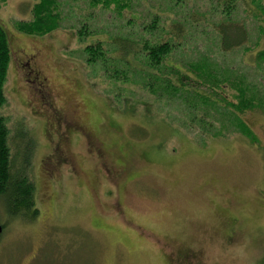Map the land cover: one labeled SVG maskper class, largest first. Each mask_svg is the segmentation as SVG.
I'll use <instances>...</instances> for the list:
<instances>
[{
  "label": "rangeland",
  "instance_id": "rangeland-1",
  "mask_svg": "<svg viewBox=\"0 0 264 264\" xmlns=\"http://www.w3.org/2000/svg\"><path fill=\"white\" fill-rule=\"evenodd\" d=\"M38 1L0 0L12 48L0 118L11 174L34 184L38 209L33 219L13 218L0 199V264H264L262 13L244 11L245 0L229 3L231 16L230 0H187L172 14L191 25L172 65L208 58L220 80L229 77L221 97L236 103L235 80L257 96L258 107L241 115L252 142L233 128L218 139L188 132L150 93L87 63L84 48L98 39L116 57L117 47L143 42L149 14L166 9L159 0L124 17L62 0L60 27L28 36L15 24L30 21ZM231 23L245 25L248 39L224 52L217 26L229 39ZM84 26L91 34L80 39ZM231 35L238 39V30Z\"/></svg>",
  "mask_w": 264,
  "mask_h": 264
},
{
  "label": "trees",
  "instance_id": "trees-1",
  "mask_svg": "<svg viewBox=\"0 0 264 264\" xmlns=\"http://www.w3.org/2000/svg\"><path fill=\"white\" fill-rule=\"evenodd\" d=\"M2 1L5 2V0ZM186 1L164 0L163 3L166 4L163 5L159 0L158 2H161L159 4L166 6V9L161 8L159 12L149 14L151 22L144 28L149 36L143 42L134 44L129 41V45L117 47L120 48L122 54L116 57L109 49L108 43L98 39L85 46L86 61L89 65L98 66L112 82L131 84L150 93L155 98V103L167 107L172 117L179 121L175 123L180 124L179 127L186 128L188 132L195 131L197 128L199 131L195 132L198 135L207 139H218L225 137L233 128L235 132L243 134L252 142L254 139L256 141L253 132L241 118L245 111L258 107L255 101L257 96L250 95V87L247 90L242 81L235 80L232 87L237 93L236 103L229 102L218 93L229 77L222 79L224 82L222 85L220 76L215 75L217 72L210 59L202 58L200 61L188 64L184 69L177 68L170 62L176 48L185 45L190 35H186L187 28L191 27L186 23L190 21L187 16L180 17L179 22L172 18L176 9H182ZM231 1L236 0L227 2L228 7L225 11L228 16L234 12L235 4L230 6ZM142 2L143 0H89V5L93 9L114 11L120 17H124L126 12L136 10L137 5ZM61 3L62 0H39L33 5L32 19L17 22L16 29L28 36H44L57 30L62 21ZM243 3L244 11L248 10L247 6L251 7V10L255 7L264 17L262 0H245ZM160 13L165 14L166 19H163ZM253 15L259 17L258 13H253ZM170 16L173 23L168 29L167 20ZM233 25L231 23L227 28L229 39L222 35L224 31H219L217 26L219 48L224 52L233 51L247 42L246 26L242 24L239 29H234ZM237 30L239 38L234 40L230 34H234ZM90 32L84 26L78 36L81 39L91 34ZM259 57L264 62V50L259 53ZM11 60L10 36L7 29L0 25V108L7 102L4 89ZM201 87L210 89L211 93H202ZM263 105L264 101L261 100L260 108ZM224 113H229V115ZM10 165L8 129L5 120L0 118V199L4 202L11 217L33 219L38 214V209L35 208L34 184L27 177H13Z\"/></svg>",
  "mask_w": 264,
  "mask_h": 264
},
{
  "label": "water",
  "instance_id": "water-1",
  "mask_svg": "<svg viewBox=\"0 0 264 264\" xmlns=\"http://www.w3.org/2000/svg\"><path fill=\"white\" fill-rule=\"evenodd\" d=\"M3 230H4V228H3V226L0 224V240H1V237H2V234H3Z\"/></svg>",
  "mask_w": 264,
  "mask_h": 264
}]
</instances>
